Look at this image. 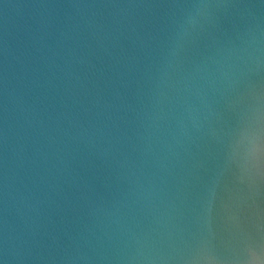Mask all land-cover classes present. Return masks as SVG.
Segmentation results:
<instances>
[{
	"label": "water",
	"instance_id": "95a60500",
	"mask_svg": "<svg viewBox=\"0 0 264 264\" xmlns=\"http://www.w3.org/2000/svg\"><path fill=\"white\" fill-rule=\"evenodd\" d=\"M0 264H264V0H0Z\"/></svg>",
	"mask_w": 264,
	"mask_h": 264
}]
</instances>
